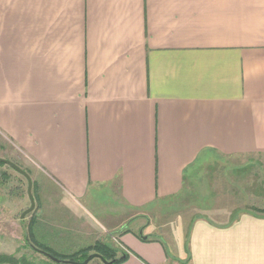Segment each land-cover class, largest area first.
Listing matches in <instances>:
<instances>
[{
    "label": "crops",
    "instance_id": "0c3cea01",
    "mask_svg": "<svg viewBox=\"0 0 264 264\" xmlns=\"http://www.w3.org/2000/svg\"><path fill=\"white\" fill-rule=\"evenodd\" d=\"M206 155L264 156V0H0V157L32 178L29 238L78 261L108 241L120 264H264L252 211L192 219L169 258L171 229L137 237Z\"/></svg>",
    "mask_w": 264,
    "mask_h": 264
},
{
    "label": "rangeland",
    "instance_id": "374dc122",
    "mask_svg": "<svg viewBox=\"0 0 264 264\" xmlns=\"http://www.w3.org/2000/svg\"><path fill=\"white\" fill-rule=\"evenodd\" d=\"M14 162L27 168L19 157H16ZM5 169L9 174L6 177L7 180L4 177L1 179L0 175V194L2 190H8L7 195L12 199L9 201L12 203L9 207L11 206L10 210L15 211V216L3 217L0 221V253L12 254L16 257L24 255L40 264H62L55 263L44 255L36 253L28 245L26 241L28 237L27 220L25 217L20 219L19 216L21 206L26 201L24 195L22 200L20 198L23 193H26L27 180L9 166ZM186 180L189 182V187L187 186L186 190L176 199L156 207L154 214L148 216L147 219L152 220L151 223L149 225L145 223L146 226L142 233L143 236L149 233L159 234L156 229L158 225L166 230L171 229L168 231L173 234L172 237L175 240L168 239L166 234L163 236L167 247L163 245L164 254L168 258L174 252L175 246L182 248L178 243L176 244V240L179 239L180 245L184 243H182V236L184 232L187 235L192 219L207 218L216 224H223L231 222L235 215L241 212L264 209L263 155L251 157L206 155L198 159ZM84 204L87 207V203ZM89 210L95 216L97 215L96 209L93 210L90 207ZM140 230H143V227ZM160 234L162 235L161 231ZM137 237L141 239L139 234ZM110 243L120 247L114 242ZM87 264H103V262L99 258H92Z\"/></svg>",
    "mask_w": 264,
    "mask_h": 264
},
{
    "label": "trees",
    "instance_id": "16d2710c",
    "mask_svg": "<svg viewBox=\"0 0 264 264\" xmlns=\"http://www.w3.org/2000/svg\"><path fill=\"white\" fill-rule=\"evenodd\" d=\"M0 165H4V163H0ZM17 165H19V164H17ZM22 169L25 170L24 168H22ZM5 174L3 173L2 176H4ZM6 177H4L5 180H7ZM252 212L256 213L258 215H264V209H257V210H253ZM139 236L141 237L142 240H148L147 236H143V235H141V233H139ZM26 241H27L28 245L30 246V248L33 251H35L36 253L38 252L37 249H40V250H43L47 253H50L51 255H53L54 257H56L60 260H70V261H74V262L78 261L77 259H75L74 256H63V255H60V254L53 252L52 249H49L48 247H46L40 243H37L36 241H33V239L29 238V236L27 237ZM90 251H94L93 253L100 254L104 259H106L108 261L115 259L112 264H120L128 256L127 252L125 250L121 249L120 247H117L116 245H113L108 241H106V242L102 241V242H98L95 245H93L92 247H89L88 249L84 250L83 257L79 261H83L89 254H91V253H89ZM118 253H120V254H118ZM0 264H40V263L36 262L33 259L31 260L30 258H28L24 255L21 257H16L12 254L0 253Z\"/></svg>",
    "mask_w": 264,
    "mask_h": 264
},
{
    "label": "water",
    "instance_id": "95a60500",
    "mask_svg": "<svg viewBox=\"0 0 264 264\" xmlns=\"http://www.w3.org/2000/svg\"><path fill=\"white\" fill-rule=\"evenodd\" d=\"M0 163H4L7 166H9L10 168H12L13 170H15L17 173L21 174L22 176H24L27 180V194H28V198L30 200V205L28 208H26L24 211H22L21 215H20V219H24V217L30 213L33 209H34V199L32 196V179L30 177V175L23 170L19 165H17L14 161L7 159V158H3L0 157ZM142 232V230H140V233ZM38 253L44 255L45 257H47L48 259L57 262V263H74V264H87L92 258H99L103 264H112L113 261L115 260H106L104 259L100 254L98 253H91L89 254L81 263L78 262H74V261H70V260H60L56 257H54L53 255H51L50 253H47L43 250L37 249Z\"/></svg>",
    "mask_w": 264,
    "mask_h": 264
}]
</instances>
